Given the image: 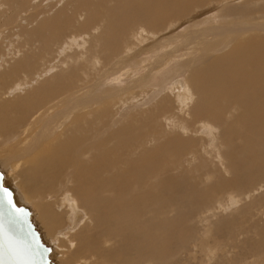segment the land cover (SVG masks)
<instances>
[{
  "label": "bare ground",
  "instance_id": "bare-ground-1",
  "mask_svg": "<svg viewBox=\"0 0 264 264\" xmlns=\"http://www.w3.org/2000/svg\"><path fill=\"white\" fill-rule=\"evenodd\" d=\"M108 1L75 0L73 10L76 13L83 12L85 17V23L81 27L76 26L72 18L77 14L70 8L49 17H41L37 28L28 30L29 32L25 31L35 38L37 45L35 48L30 46L27 48L26 45L30 40L27 43L24 41L26 44L20 41L22 45L18 44V48L8 49L9 51L0 47V68H2L0 85L8 79H14L12 89L5 92L9 98L5 97V93L0 90L5 98L2 100L3 97H0V171L3 174L4 185L14 190L19 205L30 210L31 207L26 205L29 201L35 207L41 225L45 226L48 232L56 228L51 232L52 240H48L50 246L42 239L44 234L40 232L39 227L37 228L35 219L36 224H34L40 238L50 249L49 256L51 254L57 256L60 253L61 257H58L60 264H187L188 262L181 263L179 255L184 250L186 244L184 240L189 231L177 228V224L173 222L180 221L183 216L175 214L172 221L168 215L170 210H173L171 208L174 202L185 203L184 200L189 202L190 196L186 193L174 195L172 191L174 181L167 174L168 162L177 157L182 159L194 143L185 145L186 133L185 137L180 135V138L183 137L184 140L176 143L173 140L180 139L178 135V138L175 135H173L174 138L166 135V138L159 140L158 131L153 126L147 125L149 127L146 128L145 124L153 120L156 112H161L157 107L153 110L149 109L151 111L147 109L144 112L145 116L139 115L141 118L137 117L138 115L126 116L123 119L126 120L125 124L124 121L120 122L121 125L124 124L122 127L115 121L112 122L115 125L106 123L107 117L109 121V118L114 116L113 114L112 117L108 116L111 109L108 103L112 102L110 103L112 107L119 102L122 104L123 100L120 96L130 92V88L121 87L122 85L120 86L111 77L113 73H108L119 72L121 69L123 71L125 59L118 57L116 63L113 66L111 64L112 68L110 65L108 68V65L105 66L104 63L109 64L113 56L117 57L119 54L122 56L121 50L124 48L122 44L128 43V39L138 42L140 31L158 33L162 29H167L166 25L169 23L187 20L189 27L186 28V32L182 28L185 33L180 36L184 41L181 39L180 41L191 46L189 50L193 55L189 59H194L190 61L192 66H195H191L192 68L188 70L186 82L195 96V102L188 110L192 116L188 125L193 126L200 123L199 120H206L219 129L220 135L217 138H220L219 144L223 150L219 157L225 164L226 174L229 175L228 179H223L218 170L212 174L215 180L213 179L214 182L209 190H206L204 202L206 199L210 202L219 192L251 188L257 181L264 179V4L255 7L256 1H252L238 7H231V3L229 4L231 6L225 7L227 0L224 4L225 8L221 11L219 9L220 12L216 10V13L203 18H201L203 16L201 12L202 14H197L199 15L197 20H191L192 13L199 7L210 6L211 2L215 5L226 0H114L113 5L107 3ZM2 2L7 3L6 0ZM92 25L100 26L98 32L100 35L90 38L87 52L84 50L86 47L84 43L87 42L82 41L86 38L81 37L82 42L78 44L77 34L73 33L76 38L72 36V40H68L67 37L66 40L63 36L65 34L62 35V33L68 34L70 29L76 30V27H80L83 30ZM43 29L45 33L47 32L46 35L44 34L45 37L33 32L34 30L40 32ZM182 29L179 28L181 33ZM3 30L1 37L5 39L9 36L7 33L4 36ZM20 30H22L21 27ZM73 34L68 35L69 38ZM59 35L63 36H60L59 42L65 39L68 45L72 42L77 44L76 48L84 47V51L78 50V53L88 54L89 58L87 55L83 54V56L89 59L94 69V61L99 60L100 68L94 70V73L98 71L97 76L93 77L91 74L92 77L88 78L91 83L86 80L84 88L81 85L83 82H80L78 69L69 67V70L62 71L59 69L61 66L58 67L57 64L63 60L57 61L58 63L54 65L56 54L61 52L55 50L52 52L51 48L46 52V47L43 46V42L47 39L51 41V47L54 43L59 45L62 42L59 44L57 42ZM171 37L169 40L174 41L176 36L172 39ZM133 43L129 41L128 44L132 45H125L126 48L128 46L129 52L133 45H136ZM180 45H178L179 49ZM62 46L57 47L65 48ZM65 46H67L66 43ZM21 48L25 51L23 52ZM136 50L141 52V49ZM223 50L225 51L223 54H218ZM11 52H14L12 56H10ZM132 52L134 54V51ZM130 54L128 53V56H131ZM171 54L174 55V53ZM47 55L49 57H46V61L43 62L52 63L47 62L46 65L41 62L40 64L39 62L45 60L44 57ZM96 56L99 58H95ZM6 58L9 60L7 61ZM202 60L203 64H201ZM85 61H87L86 58ZM85 61L83 63H86ZM3 62L5 65L7 63L11 65L5 66ZM186 63L183 60L176 67L172 69L165 67L164 71L159 70L162 72L155 74L163 73L160 77L165 75L167 78L163 79L167 80L173 77V72L185 70ZM2 64L7 67L5 71ZM42 65L45 66L42 67ZM83 65L86 67L88 63ZM189 65L187 66L190 67ZM47 66L49 68H45ZM103 66L108 69L104 71ZM116 66H120V70ZM158 66L160 65L157 64L154 67ZM55 67L59 69L57 72L54 71ZM89 67L91 72L92 67ZM43 68H45L44 71ZM135 68L137 70L136 66ZM150 70H147L149 71L147 74ZM135 74L137 75L134 72ZM82 79L87 78L82 77ZM143 79L134 77L130 81H135L133 86H136L137 82L142 87L151 84L146 82L147 79ZM125 80L127 82V78ZM162 81L160 85H163ZM78 82L81 83L82 89H76L80 86H75ZM17 90L23 93L12 94ZM149 93L150 95L146 93L148 94L146 100L149 101L151 97L158 95L155 92L153 94L151 90ZM179 98L181 99V96ZM99 104H102L101 108L97 106ZM157 106L160 109L158 103ZM142 116L146 119L143 120ZM114 120L117 121L118 118ZM150 135L156 141L154 147H152L153 141ZM179 147L181 148L178 152H175ZM197 157L201 159L200 155ZM216 161L219 160L216 158ZM11 177L16 179L14 187L8 182ZM59 183L62 185H58ZM200 197L198 200H201ZM202 204L203 202L198 201L199 206ZM32 217L34 216L31 212ZM173 231L174 234L186 231V234L180 237L174 235ZM173 244L175 246L170 250ZM50 260L55 264L52 259Z\"/></svg>",
  "mask_w": 264,
  "mask_h": 264
},
{
  "label": "rangeland",
  "instance_id": "rangeland-1",
  "mask_svg": "<svg viewBox=\"0 0 264 264\" xmlns=\"http://www.w3.org/2000/svg\"><path fill=\"white\" fill-rule=\"evenodd\" d=\"M79 1H84V0H79ZM112 1H114V0H109L107 3H110V5H113ZM252 1H256L255 7H257L258 5L264 4V0L263 1L261 0L262 3L260 2V0H228V2L226 0L225 2H218L215 5H213L214 2H211L210 6L207 5V7H206V5H205V7L204 6L199 7L198 8L199 10L198 9L194 10V12L191 15V17H193V18H191V17L190 18H191V20H194V19L197 20L199 18L198 16L200 15L201 12L203 13V14L201 13L203 15V16H201V18H203V17H206L207 15H212V14L216 13V10H218V12H220L221 10H223L227 6L232 5L231 7H234V6L238 7L239 5L242 6L243 4H245L247 2L249 4ZM6 2L7 3L5 4L2 2V0H0V40H1L0 41V47L3 50H5V49L11 50L14 48L15 49L18 48V46L21 44L22 41L23 42L25 41L27 43V42H29V40H30V42L27 43L28 45H26V46H28L27 48H29V46H30V48L37 47L36 40H34L35 38H33V36L31 37L30 34H27V32L32 31V29L37 28L39 26L38 22L41 20V17H43V16L49 17V16H52V14L54 15V14L61 12V11L65 12V11L69 10V8L72 11H74L72 6L74 5L75 0H9V1L6 0ZM230 3H231V5H229ZM8 4H10V5H8ZM224 4H225V7H224ZM205 9H207V10H205ZM219 9H220V11H219ZM208 11H210V12H208ZM61 14H63V13H61ZM76 14L77 15H74V18H72L71 16L70 17L72 19H74L76 26L81 27V25L85 23L84 22V20H85L84 13L79 12ZM197 14H199V15H197ZM178 21L177 22L174 21L173 23L167 24L166 26L168 28L164 29V30L162 29L158 33H150V32L140 31L139 41L141 43L139 41L134 42V40L132 41V40L128 39V43H129V41H130V43L134 42L133 44H136L139 46L133 45V47L130 49L131 52H129L128 46H127V48L125 46L128 43L124 42L125 45H124V43L122 44V48L124 46V48H123L124 51L121 50L123 52V53L121 52L122 56L120 54L117 57L113 56L115 61L113 60V57H112L111 62L109 64L104 63L105 66L108 65V68H110L111 64L113 66V64L116 63V59L118 60V57L125 59L126 62L124 63V65L126 64L127 67L124 65H123L124 67L122 66V68L124 69L123 70L124 72L121 69V71H119V72L118 71H110L108 73H110V74L113 73V74H111L112 76L111 75L110 76L114 80H116L117 83L120 84V86L122 85L121 87L124 86V87L130 88V92H127L126 94H122L120 96L124 103L122 102V104H121L119 102L116 105L114 104L113 107H112V104H110L112 102L108 103L109 104L108 107H111L108 116L109 115H110V117H112L113 115L114 116L112 118H109V121H111V122L108 121V117L105 121H106V123L114 124V125L117 122L120 124V125L118 124V126L122 127V125H124L126 122V120H123L126 118V116H130V115H135V116L138 115L137 117H139V115L145 116L144 112L147 109H148L147 111H151V110H153V108L157 107V109L159 111L160 110H161V112L163 111L162 113L164 115L163 116L160 115V114H162L161 112L160 113L156 112V116L153 118V120H151L150 122H147L145 124L146 128L149 127L147 125L153 126L154 129L158 131L157 134H158V138H160L159 140L166 138L165 137L166 135H169L170 137L173 135H175V136L178 135L180 138V135L181 136L183 135L185 137L187 134V138L185 137V140L183 137H181L180 139H174L173 141L176 143L177 141L184 140V141H186L185 145L186 144L191 145L194 143V146L191 149H189L188 152L186 153L187 156L183 154L184 157L182 155V157H183L182 159L177 157L175 160H173V161L169 160L170 162H168L169 172H168L167 176L171 180L174 181L173 186H172L173 194L179 195V194L186 193L190 196L189 202H187L186 200H184L185 203H182L180 201L174 202V204L171 208L173 210H170L169 215H168V217L172 221L175 218V214H177L176 216H179V215L183 216V218L180 221H177V222L173 221V222L177 224V228H184V229H187L189 231V233L186 236L188 238L185 237L186 241L184 240V242L186 243L184 250H183V252H180V255H179L180 257L178 256L179 259L181 260V263L188 262L187 264H199V263L200 264H264V196H263V194H264L263 193L264 192V179L257 181L254 185L251 186V188H248L245 190L239 191L237 189H233V190H227L224 192H219L213 197V199L210 202L206 201L207 199L204 202L206 190H209L212 182H214V180H215L214 177L212 176V174L218 170L221 172V177L223 179H228L229 175L226 174L225 164L221 160V158L219 157L223 151L221 149V144H219L220 138H217L220 135L219 129L215 125H213L211 123L209 124V122L206 120H199L200 123H196L193 126L192 125L189 126L190 124L188 125L189 120L192 119V116L190 114L191 112L189 113L188 110L190 109L192 104L195 102V96L192 93V90H190L191 89L190 86L186 82L188 81V78H187L188 77L187 76L188 70H190L192 67H195V66H192V63L190 61V60H194V59H189V57L193 55V53L191 54L190 50H189L191 48V46L186 45L183 42L184 41L183 37L180 36V34L183 35V33L186 32V28L189 27V22H186L187 20L186 21L185 20H182V21L178 20ZM175 22L177 25L175 24ZM207 22H208V20H207ZM96 25L86 27L83 30H81L82 28L80 29V27L79 28L76 27V30L70 29L71 33L70 32H68V34L62 33V35L65 34L63 36L65 37L66 40H67V38H68V40L69 39L72 40L71 39L72 36H74V34L75 35L77 34L76 35L77 38H76V36H74V37L78 40V44H81L82 41L87 42V43H84V45L86 44L85 48L83 47L84 45L82 46L84 48L85 52H87V49H88L87 47L89 46L88 44L90 42V38H92L95 35L97 36V34L100 35V33H98L100 26L97 27ZM172 25L176 26V28ZM170 26H172V27H170ZM20 27L22 30H20ZM3 28H4V30H3ZM179 28L185 29V32L182 29V33H181ZM177 29L179 30L178 33H177V31H178ZM2 30H3L4 36L7 33V35L9 37H6L5 39L3 37V39H2V37H1L2 36L1 35ZM26 30H27V32H25ZM165 30H166V32H165ZM173 30H175V31H173ZM78 31H79V33H78ZM33 32L40 33L41 36H44V37L47 34V32L45 33L44 29L41 30L40 32L35 31V30ZM23 33L26 35H24ZM70 34H73V35H71V37L69 38L68 35H70ZM81 34H83V35H81ZM177 34L180 37H178ZM62 35H59L57 42H58V44L61 41L63 42V43L61 42L59 45L62 46V44H63V46L65 48H67V49L63 48L64 50L61 47H60L61 50L58 49L59 47H57V46H59V45H57V43H54L55 45L53 44L52 45L53 47H51L52 43L50 44L51 41H49V39L45 40L44 42L40 40V42H43V46L46 47V52L50 51L49 48L52 49L51 50L52 52H53V50L61 52V53L56 54V56L54 58V65L57 61L61 62L63 60L61 63L57 62L58 67H59V65L61 66V67H59V69H62V71H66L69 67H70V69H71V67H73L72 69H75V70L78 69L77 71H78V74L81 78L80 82L82 81L83 84H81L82 82L81 83L78 82L75 84V86L78 87L81 84V85H83V87L80 85L78 88H76V87L75 88L76 89H79L80 87L84 88L85 87L84 83L85 84L87 83L85 81L87 80L88 82H90V79H88V78L91 74L93 77H94V75L97 76L98 71H97V73H94V70H96L97 68H100L99 60L94 59L95 60L94 61L95 69H94L92 67V65L89 63V59H87L88 54H84L85 53L84 52L83 53L84 56L87 55V57L83 56V54H82V52L84 51L83 48H80L78 46L77 47L79 49L76 48L77 44H75V43L73 44L72 42H69V45H68L67 44L68 42L65 41V39L64 40L62 39L60 42L58 41L61 37H63ZM171 35H173V36L171 37ZM141 36H142V39H141ZM81 37L83 39L86 38V40L81 41V39H82ZM97 37H99V36H97ZM169 37H171V39L173 37H175L173 39L174 41L169 40ZM7 38H9V39H7ZM24 38H26V39L28 38V41H26V39L24 40ZM78 38H80V39H78ZM31 39H33V41ZM180 39L183 41L181 42ZM176 41H178V42H176ZM75 42H77V41H75ZM45 43H47V44L44 45ZM65 43L67 46H65ZM70 43H72V44H70ZM145 43H147V44H145ZM179 43L182 45H180ZM48 44H50V45H48ZM13 45L17 46V47H14ZM128 45L131 46L132 44H128ZM178 45L181 46L180 49L178 48ZM55 46H56V48H55ZM130 46H129V48H130ZM141 46H142V48H141ZM68 48H69V50H68ZM75 48H76V50H75ZM134 48H135V50H134ZM137 48L141 49V52L139 50H136ZM153 48H155V49H153ZM56 49H58V50H56ZM70 49L74 52L70 51ZM147 49L150 50L149 53H148ZM21 50H23V52L25 51L22 48H21ZM78 50L82 51V52H80V54H79ZM144 50H145V52H144ZM224 50L221 52L219 51L218 54H220V55L223 54V52H225ZM132 51H134V54ZM127 52L131 53L130 55L133 56L134 58L133 57L130 58L131 56H128ZM164 52H166L168 55L166 53L164 54ZM75 53H77V54H75ZM171 53H174V55ZM13 54H14V52H11L10 56H12ZM123 54H124V57H123ZM143 54L146 56H144ZM16 55L17 54H15V56ZM52 55H54V54L52 53ZM125 55H127V57ZM169 55H171V56L169 57ZM214 55H216V54H214ZM64 56H65L66 60H65ZM80 56H81V58H80ZM141 56H142V58H141ZM46 57H49V56L48 55L45 56L44 57L45 60H42L39 63L42 64L41 62L46 61ZM70 57H72V58H70ZM77 58H78V60H77ZM85 58L87 61H85ZM95 58H99V57L96 56ZM186 58H188V59H186ZM52 59H53V57L51 58V61H52ZM67 59H68V62H67ZM6 60L8 61L9 59L6 58ZM6 60L4 59L5 63L7 62ZM71 60H73V61L71 62ZM135 60L136 61L138 60L140 62H138V61L135 62ZM183 60H184V63L187 62L186 63V69L182 70V71L180 70V72H179V70L173 72V74H174L173 77H171V78L169 77L167 80H164L163 79L164 77L167 78L165 75H162L163 76L162 78L160 77L161 74H163V73H161L160 75L155 74V73H159V72L164 71L165 67L166 68L171 67V69H172V68L176 67ZM84 61L86 63H83ZM47 62L52 63L50 61H47ZM47 62L46 63L43 62V64L45 63L47 65ZM130 62H131V64H130ZM5 63H4V65H5ZM78 63H79V65L81 63H82V65L83 64L86 65L88 63V65H86V67H83L84 65L79 66ZM132 63L134 65H132ZM156 63L158 65H160L157 67L158 69L156 67H154L155 65L157 66ZM63 64H66V65L64 66ZM70 64H74L75 66H73V65L70 66ZM135 64H137V65H135ZM141 64H142V66H141ZM189 64H191V65H189ZM201 64H203V60H202ZM4 65L2 66L4 68L3 71H5V68H7L5 66H8V65L10 66L11 64L7 63L5 66ZM95 65H97V66H95ZM187 65H189L190 67H188ZM198 65H196V66H198ZM43 66H45V65H42V67ZM89 66L92 67L91 72H90ZM112 66H111V68H112ZM135 66L137 67V70H136ZM144 66H145V68H144ZM148 66H149V68H148ZM65 67H66V69H65ZM76 67H78V68H76ZM146 67H147V69H146ZM200 67H201V65H200ZM40 68L41 67H39V69ZM45 68H49V67L47 66ZM45 68H43V71L45 70ZM83 68H85V69H83ZM108 68L103 66L104 71L107 70ZM116 68L120 70L121 67L116 66ZM59 69L57 67H55L54 71L57 72V70H59ZM88 69H89V71H88ZM150 69H152V70H150ZM1 70H2V68H0V71ZM127 70L128 71L131 70L130 71L131 75H128L130 73H128ZM147 70H150L149 74H147V72H149ZM159 70H162V71H159ZM85 71H87V72H85ZM126 71L128 74L126 73ZM134 72L137 73V75L136 74L134 75ZM151 72H152L153 78H151L152 76H150ZM176 72H178V73H176ZM51 73H53V71ZM51 73H49V74H51ZM84 73H86V74H84ZM123 74H125L126 77ZM0 75H2V71L0 72ZM116 75H119V76H116ZM176 75H178V76H176ZM92 76H90V77H92ZM122 76H124L125 78L124 77L122 78ZM82 77L87 78V79H82ZM134 77H136V79L137 78L147 79L146 82H149L151 84H149L148 86H143V87L140 85L141 86L140 87L138 82H137L139 88L136 87L137 84H136V86H133L135 84V81L131 82L130 80H133ZM147 77H149V78H147ZM121 78L123 79L122 81H121ZM126 78H127V82L125 80ZM128 78H129L130 83L128 81ZM131 78H133V79H131ZM97 79H99V78H97ZM152 79H153V81H152ZM162 79L164 81H162ZM13 80L14 79H8V80L4 81L0 85V90L5 93L8 90L12 89L11 87L14 86V85H12ZM98 81H100V79ZM116 81H115V83H116ZM160 81H162L161 84L162 83H163V85L166 84V86L164 85L165 86L164 87L163 85H160ZM129 84H131V85H129ZM157 84H159V85H157ZM2 85H4V86L2 87ZM109 86L112 87V85H109ZM132 86L135 89H132L133 88ZM159 86H161V87L159 88ZM163 87L166 90H164ZM82 88H80V89H82ZM161 88H162V90H161ZM147 89H149V90H147ZM158 89H160V90H158ZM150 90L152 91L153 94L155 92V94H158V95H155V97H151V100L149 101L146 99H148L147 98L148 94L150 95V93H149ZM144 91H146V92H144ZM9 92H8V94H9ZM147 92H148V94H146ZM187 92H188V94H187ZM16 93L22 94L23 92L22 91L18 92V90H17V92L14 91L12 94H16ZM141 93H143V95ZM1 95H2V93H0V97H3V95L2 96ZM8 96L9 95H7V93H5V97L9 98ZM180 96H181V99L179 98ZM184 96H186L188 99L186 97L184 98ZM125 98H127V99H125ZM177 98L180 100H178ZM0 100H1V98H0ZM2 100H5V98L3 97ZM114 101L115 100H113V102ZM157 103H158V105H160V109L158 108L159 106H157ZM104 104H105V101H104ZM97 106H100L99 108H101L102 104L101 105L99 104ZM184 106H186V107H184ZM104 107H105V105H104ZM126 107L129 109H127ZM119 108H123V109H119ZM149 109H151V110H149ZM122 115H124L125 117ZM143 116H142V118H143ZM115 118L116 119L118 118V120L117 121L114 120ZM139 118H141V117H139ZM144 119H146V118H143V120ZM113 121H115V123H112ZM121 121H124L123 122L124 124L122 123V125H121V123H120ZM117 129H118V127H117ZM183 129L185 130V132ZM143 130H145V129L143 128ZM192 131H193V133H192ZM177 132H179V133H177ZM189 134H191V136H189ZM193 135H194V137H193ZM178 136L176 138H178ZM150 137H151V140L153 141L151 143V144H153L152 147H154L156 144V141L151 135H150ZM161 137H163V138H161ZM211 137H213V138H211ZM173 138H174V136H173ZM191 138H193L194 140L191 141L190 140ZM218 139H219V142H218ZM180 148L181 147H179L177 150H175V152H178V150ZM194 148H195V150H194ZM215 148H217V149H215ZM196 150H197V152H196ZM199 155H200L201 159H199V157H197ZM216 155H217V157H216ZM216 158L219 161H216ZM1 169L4 170L3 167ZM8 182L11 184V186H13V185L15 186L14 183H16V179L11 177V179ZM258 183H260V185ZM58 185H62V184L59 183ZM259 187H262V188H259ZM199 197L201 198V200H198ZM198 201L203 202V204H205V205L202 204V206H199ZM187 203H189V204H187ZM175 204H177V205H175ZM183 204H185L186 206ZM26 205H28L29 208L31 207L30 212H32V216H34V217H32V218H34L33 221L35 223V219H36L37 224L36 223L35 224L37 225V228L39 227V229H41V231L40 230L39 231L44 234V236L41 234L43 237L42 239H44V242L49 243L48 240L49 239L52 240V238H53V234L51 232H53L56 228H54V230L51 229L50 230L51 232H48V230L45 228V226L41 225V221H39L40 219L37 217V212L35 210V207L29 201L27 202ZM179 206L180 207L182 206V207L180 208ZM57 209H55V210H57ZM178 210H179L180 214H179ZM176 212H178V213H176ZM174 233L175 232L173 231V234ZM182 234H186V231L183 233H176L174 235L182 237L183 236ZM47 236L49 238H47ZM45 240H47V241H45ZM50 246H51V244H50ZM174 246H175V244H173V246L170 247V250ZM52 249H54V248H52ZM205 251H207V252H205ZM52 253H53V251H52ZM59 256H60V253H58L57 256H53L51 254V256H49V258L52 259L55 262V264H60L61 261L58 258Z\"/></svg>",
  "mask_w": 264,
  "mask_h": 264
},
{
  "label": "water",
  "instance_id": "water-1",
  "mask_svg": "<svg viewBox=\"0 0 264 264\" xmlns=\"http://www.w3.org/2000/svg\"><path fill=\"white\" fill-rule=\"evenodd\" d=\"M0 186L11 194L13 205L23 210L19 220L10 223L9 209L0 203V264H54L49 259V247L42 242L32 221L30 210L17 203L14 190L4 185L1 171Z\"/></svg>",
  "mask_w": 264,
  "mask_h": 264
},
{
  "label": "snow or ice",
  "instance_id": "snow-or-ice-1",
  "mask_svg": "<svg viewBox=\"0 0 264 264\" xmlns=\"http://www.w3.org/2000/svg\"><path fill=\"white\" fill-rule=\"evenodd\" d=\"M0 194H2V199H0V203L6 205L7 208L9 209V215L11 217L10 223H14L18 221L23 210L17 209L13 205L11 194L3 186H0Z\"/></svg>",
  "mask_w": 264,
  "mask_h": 264
}]
</instances>
